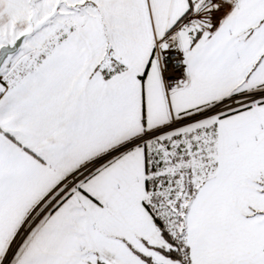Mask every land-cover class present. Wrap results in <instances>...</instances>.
<instances>
[{
    "label": "snow or ice",
    "instance_id": "obj_1",
    "mask_svg": "<svg viewBox=\"0 0 264 264\" xmlns=\"http://www.w3.org/2000/svg\"><path fill=\"white\" fill-rule=\"evenodd\" d=\"M0 264H264V0H0Z\"/></svg>",
    "mask_w": 264,
    "mask_h": 264
}]
</instances>
